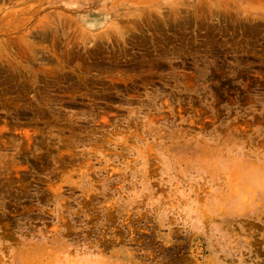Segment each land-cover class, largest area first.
I'll return each instance as SVG.
<instances>
[{"label": "rangeland", "instance_id": "obj_1", "mask_svg": "<svg viewBox=\"0 0 264 264\" xmlns=\"http://www.w3.org/2000/svg\"><path fill=\"white\" fill-rule=\"evenodd\" d=\"M0 264H264V0H0Z\"/></svg>", "mask_w": 264, "mask_h": 264}]
</instances>
